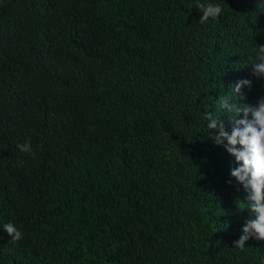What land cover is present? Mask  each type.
I'll list each match as a JSON object with an SVG mask.
<instances>
[{
	"label": "trees",
	"instance_id": "1",
	"mask_svg": "<svg viewBox=\"0 0 264 264\" xmlns=\"http://www.w3.org/2000/svg\"><path fill=\"white\" fill-rule=\"evenodd\" d=\"M256 45L264 0H0V264H261L203 119Z\"/></svg>",
	"mask_w": 264,
	"mask_h": 264
},
{
	"label": "clouds",
	"instance_id": "2",
	"mask_svg": "<svg viewBox=\"0 0 264 264\" xmlns=\"http://www.w3.org/2000/svg\"><path fill=\"white\" fill-rule=\"evenodd\" d=\"M196 8L203 12L199 21L201 24L209 18L217 19L223 12L219 4L197 3ZM251 51L255 53L252 75L264 81V45H256ZM229 87L232 95L221 96L217 101L221 110L231 114L227 127L225 121L214 113L205 112L203 119L207 121V128L212 130L214 144L222 146L234 157L236 166L230 169V177L235 178L248 194L246 208L250 215L241 228L239 239L233 241L235 248L243 250L249 239L264 241V95L259 96L255 104L241 103V100L247 99L242 89H251V80L241 79ZM241 114L242 118L238 119ZM17 147L21 152L34 155L30 140ZM231 182V179L227 181ZM2 229L13 241L23 238L22 231L11 222L5 223Z\"/></svg>",
	"mask_w": 264,
	"mask_h": 264
}]
</instances>
